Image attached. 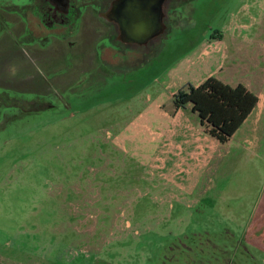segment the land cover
Instances as JSON below:
<instances>
[{
	"label": "rangeland",
	"instance_id": "rangeland-1",
	"mask_svg": "<svg viewBox=\"0 0 264 264\" xmlns=\"http://www.w3.org/2000/svg\"><path fill=\"white\" fill-rule=\"evenodd\" d=\"M252 1L188 0L136 54L112 49L101 38L106 24L90 15L60 44L12 31L27 51L43 46L44 57L0 52V86L30 100L53 92L45 78L61 82L51 107H1L0 264H264V115L225 143L214 138L196 170L166 160L178 147L157 136L156 117L192 78L202 40L232 19L249 23ZM252 49L264 56L262 42Z\"/></svg>",
	"mask_w": 264,
	"mask_h": 264
},
{
	"label": "flooded vegetation",
	"instance_id": "flooded-vegetation-1",
	"mask_svg": "<svg viewBox=\"0 0 264 264\" xmlns=\"http://www.w3.org/2000/svg\"><path fill=\"white\" fill-rule=\"evenodd\" d=\"M186 1L188 0H0V52L7 54L10 60L14 58V54H18L15 51L23 55L33 53L39 61L43 60L44 53L42 56L39 53L43 46L31 44L27 51L18 41L10 39L15 36L12 31L23 39L33 40V43L49 38L60 44L62 37H76L82 26L88 24L86 14H89L106 24L101 38L109 42L112 49L121 51L122 54L127 51L131 54L142 53L165 33L168 26L180 18V9ZM35 28L41 31L34 32ZM4 35L9 39L6 43ZM96 55H99L98 52ZM15 66L18 68L17 64L10 62L6 73L9 74L12 70L15 72ZM28 68H23V72H29ZM60 80L61 78H45L43 83H47L53 92H46L47 89L40 92L28 90L40 96L39 99L30 100L21 98L20 90L0 86V119L8 114L1 107H15L17 113L51 107L59 99L56 87H60ZM14 92H18V97L14 96ZM26 104L28 107L23 106ZM30 104L35 106L30 107Z\"/></svg>",
	"mask_w": 264,
	"mask_h": 264
},
{
	"label": "crops",
	"instance_id": "crops-1",
	"mask_svg": "<svg viewBox=\"0 0 264 264\" xmlns=\"http://www.w3.org/2000/svg\"><path fill=\"white\" fill-rule=\"evenodd\" d=\"M252 3L246 5L245 8L246 14H248L247 16L250 19V21H247L249 23L240 24L236 21L233 22L232 19L229 21V27L225 28L224 31L213 30L208 33L206 38L199 44L196 68L192 72V78L183 77L182 81L177 83L178 85L175 87L179 89L189 83L197 86L206 78L213 76L231 86L242 84L252 91L257 96V103L235 133L242 130V127L250 118L253 121H257L264 115V66L257 65L259 57L261 56L262 61H264V56L259 52L254 54L252 49L254 42H262L264 49V1L253 0ZM254 7L258 9L257 16H254L249 11ZM87 16L89 14H86ZM238 29L244 30L246 33L243 36L246 49L237 48L239 39L242 36V32L237 33ZM217 36L220 37L217 38ZM180 74L173 73L172 78L176 79L180 77ZM175 92V90H172V98ZM187 108L191 109V105L187 104L184 108L176 109L173 101L168 107L160 108L156 117L163 122L161 127H164V130L162 133L158 132L157 136H163L166 142L170 141L171 144L176 141L178 147L176 152L177 159L172 158L173 152H169L167 154H170L171 157H167L166 160L172 161L181 169L196 170L203 167L200 162V156L205 155L208 144L214 145V137L205 132L199 122L197 113L198 126L191 121L190 114L185 113ZM191 113L195 114V112Z\"/></svg>",
	"mask_w": 264,
	"mask_h": 264
},
{
	"label": "trees",
	"instance_id": "trees-1",
	"mask_svg": "<svg viewBox=\"0 0 264 264\" xmlns=\"http://www.w3.org/2000/svg\"><path fill=\"white\" fill-rule=\"evenodd\" d=\"M173 102L176 109L190 104L207 133L225 143L251 113L257 96L242 84L231 86L210 76L197 86L179 88Z\"/></svg>",
	"mask_w": 264,
	"mask_h": 264
}]
</instances>
